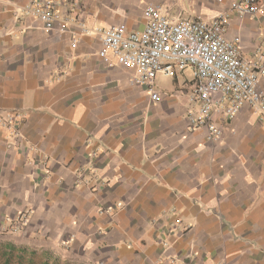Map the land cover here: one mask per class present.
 Listing matches in <instances>:
<instances>
[{"label": "crops", "instance_id": "0c3cea01", "mask_svg": "<svg viewBox=\"0 0 264 264\" xmlns=\"http://www.w3.org/2000/svg\"><path fill=\"white\" fill-rule=\"evenodd\" d=\"M55 1L74 20L62 34L26 15L30 0H0V246L69 264H264V118L244 105L209 141L186 118L191 68L158 75L153 102L93 33L143 29L150 3L229 13L226 37L253 58L264 15L241 18L230 0ZM9 114L19 138L2 127Z\"/></svg>", "mask_w": 264, "mask_h": 264}, {"label": "built area", "instance_id": "2783aa9c", "mask_svg": "<svg viewBox=\"0 0 264 264\" xmlns=\"http://www.w3.org/2000/svg\"><path fill=\"white\" fill-rule=\"evenodd\" d=\"M69 6L68 1L30 0L25 13L39 20L44 30L62 34L74 21L66 11ZM229 10L241 18L264 15L259 0H230ZM142 17L141 30L130 31L126 25L94 30L102 42L99 56L106 64L133 71L130 83L145 87L153 102L161 100L156 88L158 75L174 77L191 68L195 87L188 98L186 118L190 129L205 128L209 141L224 140L228 124L244 105L264 118V44L255 49L253 58L245 56L242 48L226 37L229 13L212 20L177 17L164 4L150 3L142 7ZM16 120L10 114L1 119L13 138L20 137ZM28 217L29 212L19 218L17 230L28 223Z\"/></svg>", "mask_w": 264, "mask_h": 264}, {"label": "trees", "instance_id": "16d2710c", "mask_svg": "<svg viewBox=\"0 0 264 264\" xmlns=\"http://www.w3.org/2000/svg\"><path fill=\"white\" fill-rule=\"evenodd\" d=\"M0 255L3 264H69L48 253L39 255L33 250L14 245L0 246Z\"/></svg>", "mask_w": 264, "mask_h": 264}, {"label": "rangeland", "instance_id": "374dc122", "mask_svg": "<svg viewBox=\"0 0 264 264\" xmlns=\"http://www.w3.org/2000/svg\"><path fill=\"white\" fill-rule=\"evenodd\" d=\"M0 264H3L2 260H1V255H0Z\"/></svg>", "mask_w": 264, "mask_h": 264}]
</instances>
